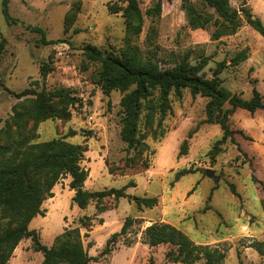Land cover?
I'll use <instances>...</instances> for the list:
<instances>
[{"label": "rangeland", "instance_id": "rangeland-1", "mask_svg": "<svg viewBox=\"0 0 264 264\" xmlns=\"http://www.w3.org/2000/svg\"><path fill=\"white\" fill-rule=\"evenodd\" d=\"M9 1L12 20L8 22L0 0V42L6 40L0 54V129L13 115V107L26 99H18L14 93L66 89L75 99L69 106L71 117L39 123L34 142L65 138L82 145L86 149L82 167L89 173L85 189L90 192L129 185L127 198H106L102 204L105 211L101 212L95 201L84 210L74 205L71 177L63 178L53 190L54 197L43 204L45 217H36L30 225L39 232L42 243L58 248L62 234L79 228L83 238L77 236V249L98 257L107 239L120 232L126 219L133 218L136 222L120 239L117 250L92 264H150L152 257L156 264H175L167 257V252L175 249L173 246L151 247L145 242V229L161 222L176 226L195 244L223 254L218 264H264V110L252 115L238 109L230 118V126L244 135H236L238 145L229 141L214 155L210 153L223 133L219 125L205 122L208 99L192 95L189 89L183 90L182 98L172 93V110L161 126L159 115L153 127L145 124L146 112L142 115L139 127L146 135L147 147L127 154L128 146L122 139L124 93L104 92L99 80L101 64L91 60L84 50L92 46L108 54L127 46L129 34L124 17L109 11L111 5L122 2ZM138 1L144 15L143 31L130 37V43L145 60L169 69L187 53L193 64L204 57L209 61L204 70L207 78H212L225 61L228 67L220 75L225 88L246 100L253 97L256 88L264 98V37L242 12L243 8L249 9L264 23V0H229L231 7L238 10L242 26L236 34L217 41L212 39V24L207 29L190 28L183 8L185 0H163L158 15L151 13L157 0ZM187 1L202 9L198 0ZM77 6V19L66 30V16ZM34 27L44 31L46 42ZM50 41L56 43L46 44ZM242 53L246 59L238 66H229ZM44 64L49 67L46 75L41 71ZM158 97L156 91L154 101ZM33 126L32 121L29 128ZM188 169L196 173L175 182L177 173ZM208 169L214 171L218 181L207 176ZM146 197L157 198L158 204L153 209L140 210L137 198ZM83 220H92L90 231L83 228ZM129 243L133 246L129 247ZM43 261V253L34 250L31 239H25L8 264ZM205 262L204 256L195 264Z\"/></svg>", "mask_w": 264, "mask_h": 264}, {"label": "trees", "instance_id": "trees-1", "mask_svg": "<svg viewBox=\"0 0 264 264\" xmlns=\"http://www.w3.org/2000/svg\"><path fill=\"white\" fill-rule=\"evenodd\" d=\"M202 9H198L191 2L185 0L183 8L186 12L188 25L194 30L207 29L210 24L215 30L212 39L217 41L225 36H232L242 26V19L238 10L233 9L229 0H198ZM9 0H3L2 12L6 20H12L9 11ZM121 5L109 7L112 14L121 13L125 19L126 31L129 34L127 46L108 54L96 47H85L86 55L93 61L101 64L99 74L100 84L105 93L113 90L124 93L122 107V139L127 143V154L139 147L146 148V135L139 127L142 115L145 124L153 127L156 116L159 115L158 126H161L165 117L172 110L171 94L182 98L183 90L189 89L192 95H201L208 99L206 105V123L217 124L221 127L222 137L219 139L210 154H218L229 141L236 143V135H244L242 130H234L230 126V118L238 109L248 111L252 115L264 110V98L255 88L250 100L233 94L224 87L221 74L228 67L225 61L221 62L212 78H207L204 72L208 66V59L200 57L196 64L191 63L187 53L181 61L169 69L161 68L152 60H145L141 51L133 47L130 37L138 36L143 31L144 15L138 0H120ZM163 0H157L152 14L158 15L162 10ZM206 9H210L208 13ZM80 7L73 8L66 16V30L73 26L77 19ZM242 12L247 22L264 37V23L249 9ZM33 30L42 34L44 42L45 33L42 29L34 27ZM50 41L46 44H55ZM6 40L0 42V54L3 52ZM246 59V55L233 58L231 65L238 66ZM42 74L49 72L44 64ZM134 87L133 89H131ZM159 92L156 101L155 92ZM18 99H26L13 107V115L0 129V264H8L15 250L25 239H31L36 252L44 255L42 264H92L111 256L116 250L120 239L128 235L135 224V219L128 218L120 232L112 234L98 257H92L84 250H78L75 240L77 236L83 238L79 228L66 231L59 238L60 247L49 248L41 241L38 231L30 229V224L38 216L45 217L43 204L53 198L55 186L65 177L70 176L72 190L78 188L73 197V204L80 209H86L92 201L96 202L99 211L104 212L103 202L108 197L116 200L127 198L129 185L120 189L112 188L104 191L90 192L85 189V182L89 173L82 167L86 149L79 144H73L65 138L53 139L46 142H34L39 123L50 118L69 119L70 104L75 103L70 91L59 89L51 93L37 92L26 89L14 93ZM35 98L29 99L27 96ZM229 105L228 108H225ZM34 126L29 128L30 122ZM34 130V134L32 131ZM186 143L181 151H186ZM132 161L134 159H127ZM192 169L177 173L175 182H179L189 174H195ZM132 184V183H130ZM232 190L236 192L232 185ZM211 198V197H210ZM136 204L140 210L153 209L158 204L157 198H137ZM264 211V200L262 201ZM92 220H83V228L91 230ZM86 236H89L86 234ZM146 244L151 247L169 244L175 249L167 252L171 263L195 264L204 256V264H218L224 255L209 247L199 246L182 230L169 223H153L144 231ZM93 246V245H92ZM129 247L133 243H129ZM150 264H156L154 258Z\"/></svg>", "mask_w": 264, "mask_h": 264}, {"label": "water", "instance_id": "water-1", "mask_svg": "<svg viewBox=\"0 0 264 264\" xmlns=\"http://www.w3.org/2000/svg\"><path fill=\"white\" fill-rule=\"evenodd\" d=\"M206 174H207V176L210 177V178H214V179H216L217 181L219 180V179L215 176L214 171L211 170V169H208V170L206 171ZM78 190H79L78 188L74 189L75 193H77Z\"/></svg>", "mask_w": 264, "mask_h": 264}, {"label": "crops", "instance_id": "crops-1", "mask_svg": "<svg viewBox=\"0 0 264 264\" xmlns=\"http://www.w3.org/2000/svg\"><path fill=\"white\" fill-rule=\"evenodd\" d=\"M33 220H34V219H33ZM32 222H33V221H32ZM32 222H31V223H32ZM30 225H31V224H30Z\"/></svg>", "mask_w": 264, "mask_h": 264}]
</instances>
